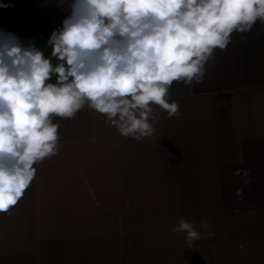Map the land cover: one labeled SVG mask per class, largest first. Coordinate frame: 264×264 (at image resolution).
Instances as JSON below:
<instances>
[{"label":"crops","instance_id":"obj_1","mask_svg":"<svg viewBox=\"0 0 264 264\" xmlns=\"http://www.w3.org/2000/svg\"><path fill=\"white\" fill-rule=\"evenodd\" d=\"M68 15L59 0H0V32L51 57ZM243 35L216 50L203 83L173 82L180 114L153 105L140 141L87 106L54 118L58 153L0 213V264H264V23ZM181 218L199 240L172 232Z\"/></svg>","mask_w":264,"mask_h":264},{"label":"clouds","instance_id":"obj_2","mask_svg":"<svg viewBox=\"0 0 264 264\" xmlns=\"http://www.w3.org/2000/svg\"><path fill=\"white\" fill-rule=\"evenodd\" d=\"M59 3L69 15L47 41L51 57L34 41L25 45L0 32V213L24 196L34 165L58 153L54 118L72 119L87 106L121 136L149 137L157 119L153 105L170 118L180 114L178 102H169L173 82L203 83L207 62L233 33L246 39L257 21L264 23V0ZM235 194L242 196V189ZM172 232L184 233L189 244L201 238L182 218Z\"/></svg>","mask_w":264,"mask_h":264}]
</instances>
